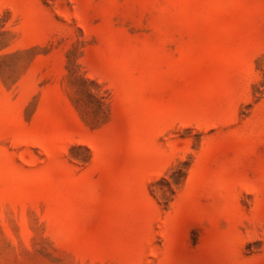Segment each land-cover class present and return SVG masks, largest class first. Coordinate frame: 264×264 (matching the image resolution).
I'll use <instances>...</instances> for the list:
<instances>
[{"label": "rangeland", "instance_id": "1", "mask_svg": "<svg viewBox=\"0 0 264 264\" xmlns=\"http://www.w3.org/2000/svg\"><path fill=\"white\" fill-rule=\"evenodd\" d=\"M0 264H264V0H0Z\"/></svg>", "mask_w": 264, "mask_h": 264}]
</instances>
